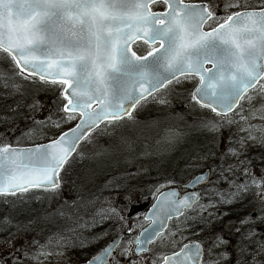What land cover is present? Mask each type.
<instances>
[{"label": "snow or ice", "instance_id": "1", "mask_svg": "<svg viewBox=\"0 0 264 264\" xmlns=\"http://www.w3.org/2000/svg\"><path fill=\"white\" fill-rule=\"evenodd\" d=\"M161 5L162 10H153ZM137 41L142 43L134 50ZM0 64V89L19 96L14 103L27 108L29 121L24 128L10 127L20 115L11 106L5 109L11 115L0 116V137L19 132L15 146L0 145V201L5 204L29 189H42L45 199L58 198L64 175L85 155L84 147L110 128L127 125L132 109L139 111L148 97L164 106L183 97L185 113L176 116L200 113L198 127L210 145L192 159L216 157L187 184L159 191L175 183L165 178L148 185L155 203L145 218L153 223L138 235L126 234L133 231V197L139 192L143 198L146 190L133 182L142 165L135 172L123 167L88 199L77 192L76 199L63 200L50 216L68 223L44 244L33 239L32 251L27 242L15 247L6 241L0 264L46 259L50 246L59 249L67 241L66 233L82 246L114 234L86 264H264V203L249 201L253 210L229 222L235 244L212 226L226 214L206 211L216 204L243 203L252 189L264 191V169L249 179L254 158L245 155L255 143L264 147V123H251L257 116L264 121V0L255 5L247 0H0ZM35 77L40 89L53 91L47 102L29 87ZM41 137L47 142L19 146ZM114 150L111 144L100 149ZM120 151L128 153L126 165L136 159L131 144ZM240 165H245L242 181L236 172ZM183 187L192 191L181 196ZM105 190L110 195L103 196ZM85 214L89 219L81 225ZM3 223H9L7 217ZM103 224L108 227L89 237L78 233ZM205 232L203 239H189L188 234Z\"/></svg>", "mask_w": 264, "mask_h": 264}, {"label": "rangeland", "instance_id": "2", "mask_svg": "<svg viewBox=\"0 0 264 264\" xmlns=\"http://www.w3.org/2000/svg\"><path fill=\"white\" fill-rule=\"evenodd\" d=\"M247 2L250 5H255L258 3V0H247ZM0 67H4V65L0 64ZM35 80V84L29 85L30 89L32 91H38V98L47 102L52 98L53 91L40 89L41 82L37 78ZM46 91L47 95L45 94ZM176 91L183 92V89L179 88L176 89ZM182 99L183 97H177L172 100L169 106H164L153 101L152 98H148L147 103H141L143 105L142 108L138 106L140 109L139 111L136 109L134 110L132 114L133 118L129 120L127 125L115 130L110 128L107 133H101L99 136L95 137L92 144L84 147L83 151L85 155L82 158H77L76 162L69 168L68 174L64 175L62 171L64 182L62 184L60 196L58 198L45 199L44 194H41L43 197L41 204L44 203L46 205L44 215H50L63 200H74L77 192H80L81 195L88 193L87 185H89L90 182H94L98 185L101 182L104 183L111 176L117 175L123 167H127L135 172L136 166L142 165L144 171L139 172L133 177V182H139L146 188L143 198L139 192L133 197L134 212L133 221H131V223H133V231L130 235H138L139 231L147 225V223L144 222V211L142 210H146L148 204H151L155 199L151 194L154 190H149L147 188L148 185L163 183L165 178H171L175 180V183L165 184L159 191H164L169 187H177L179 184L189 180L192 175L199 173L201 168L206 169L207 165L216 161L215 156L207 160L192 159V157L199 156L201 151L206 150L210 145L206 139V134L198 127V120L201 116L200 113H193L191 115L186 114L184 119H179L176 116V113H185L187 106L182 102ZM27 102L30 103L31 101L28 100ZM241 103L245 104L244 101H241ZM252 103L255 108H260V104L256 102L255 98ZM245 108L248 109L247 104H245ZM20 110V115L10 127L24 128L25 124L29 123V121L25 119L27 108L21 107ZM125 120H128V118ZM251 123L259 125L264 123V121H261L257 116V118L251 120ZM70 126L72 125L69 124L64 127L67 128ZM232 131H236L235 127ZM0 132H4L3 126H0ZM18 135L19 132L17 131L16 135L7 137V140L4 137H0V143L11 142L15 146L17 144L16 136ZM228 135V131L225 130L223 133L225 142L227 141ZM45 142L47 141L42 137L36 138L35 140L27 139L20 141L19 146L28 147L33 143ZM110 144L115 149L114 151H100L101 148L108 149ZM129 144L133 146L132 155H134L136 159H134L131 164L126 165L124 163V157L128 155V153L122 152L120 149L127 148ZM141 153L146 154L141 155ZM262 153H264V147L260 146L259 143L253 144L251 149L245 153L246 156L254 158L252 164L249 166V179L252 175L259 176L261 170L264 169V160L262 161L261 159ZM117 159L120 161L119 163L116 162ZM151 165H153L155 170H157V166H164L166 167V171L156 176L149 168ZM244 167L245 165H240L236 170L238 180L242 181L244 179L241 175ZM225 175H230V173H225ZM213 179H215V176H213ZM205 187H209V185ZM220 187L226 189L228 185L226 183H221ZM255 193L256 189H252L246 193L243 203L234 202L227 205L216 204L214 207L206 210L207 212H222L226 214L214 220L212 226L214 227V231L222 232L232 244L236 242V235L229 232V222H235L240 216L253 210V205H250L249 201L264 203V199H262L264 198V191H260L259 194ZM158 194L159 192L155 193V195ZM102 195L108 196L110 193L105 190ZM31 197L32 195H19L11 200L17 203L21 202V200L30 201L29 199H31ZM33 202H35V200H33ZM140 207L144 209L142 208V210H140ZM7 209L8 204L0 201V251L5 250L6 241L9 245L15 247H21L27 242L29 251H32L35 249V246L32 244L33 239L37 240L40 244H44L48 237L52 236L53 231H48L47 227L43 224V215L17 220L14 216L9 215ZM5 217L9 220L7 224L3 223ZM61 219H63L61 222L64 223L65 219ZM45 231H48L47 235H45ZM188 235L189 239L195 240L202 239L204 236L208 235V233H201L199 236L195 234ZM187 241L186 239L181 241V243ZM121 243H123V241ZM168 247L172 248V245L169 244ZM7 250L11 251L12 247H8ZM47 251H50L52 254L46 259L41 256L39 262L25 260L24 264H79L85 261V259H81L80 256L75 257L71 254L64 245L59 249L54 245L50 246Z\"/></svg>", "mask_w": 264, "mask_h": 264}, {"label": "trees", "instance_id": "3", "mask_svg": "<svg viewBox=\"0 0 264 264\" xmlns=\"http://www.w3.org/2000/svg\"><path fill=\"white\" fill-rule=\"evenodd\" d=\"M19 99V96H7L4 94V90L0 89V116H6L11 115V113L6 112L5 109L8 106H11L12 109H15L16 111L20 112L21 106H18L16 103H14L15 100ZM263 161V160H262ZM151 164V163H150ZM155 165V164H154ZM150 170L153 174H162L166 171V167L164 166H157V170L153 168V165H151ZM152 174V175H153ZM155 176V177H156ZM157 179V178H156ZM155 180V179H154ZM104 181V180H102ZM103 185L104 183L101 182L100 184H96L94 182H90L89 185H87V191L89 192H95L98 187ZM62 192V191H61ZM88 193H85L84 195H81L82 199H87ZM43 194V190H31L26 193L20 194V196H31V199L28 200H21V202L8 204V213L10 216H14L15 219L21 220V219H29L34 216H41L43 215V224L47 227L48 231H57L58 226H64L68 222L65 220L64 223L61 222V218H53L50 215H44V212L46 210V205L44 203L41 204L43 197L41 196ZM34 195V196H33ZM19 195H16L17 197ZM15 197H10L9 199H13ZM38 197V198H37ZM90 198V197H89ZM76 199V198H75ZM35 200V202H33ZM44 201V200H43ZM41 204V205H40ZM40 206V207H39ZM96 207H101V204L98 203ZM89 219V215H83V218L80 221V224L83 225L84 221ZM108 224L100 225L96 228H81L78 229V233H81L84 237H89L93 233L101 231L103 228H107ZM45 231V235H47V232ZM68 239L66 242H62L64 247L68 249V251L73 254L75 257L80 256L81 259H87V257L92 256L95 252H97L100 248L104 246V244L114 235H109L102 239L99 243H91L87 244L86 246H82L81 242L75 238V236L71 233H66ZM110 237V238H109Z\"/></svg>", "mask_w": 264, "mask_h": 264}, {"label": "water", "instance_id": "4", "mask_svg": "<svg viewBox=\"0 0 264 264\" xmlns=\"http://www.w3.org/2000/svg\"><path fill=\"white\" fill-rule=\"evenodd\" d=\"M138 42H141V41H137L136 43H138ZM35 78H38V77H35ZM38 79H39V78H38ZM160 90H162V89H160ZM160 90H159V91H160ZM154 94H155V93H153V95H154ZM148 98H149V97H148ZM141 102H142V101H141ZM133 110H134V109H132V112H133ZM125 118H126V117H125ZM0 145H2V144L0 143ZM29 147H30V146H29ZM61 173H62V172H61ZM196 175H197V174H196ZM194 176H195V175H194ZM192 177H193V176H192ZM190 179H191V178H190ZM185 184H187V183H185ZM203 185H204V184L200 185V187L203 186ZM174 188H176V187H174ZM181 189L186 190L185 192L192 191V188H191V187H183V188H181ZM31 190H42V189H29L28 191H31ZM165 191H166V190H165ZM17 194H20V192H17L16 195H17ZM183 194H184V193H183ZM183 194H182L181 196H183ZM154 203H155V201H154ZM142 208H143V207H140L139 209L142 210ZM150 208H151V206H150L149 209L147 210L148 212L146 213L145 217L149 214V210H150ZM143 209H144V208H143ZM145 217H144V220L147 221V222H149V225H151V224L153 223V220L150 219V218L146 219ZM169 222H171V221H169ZM130 223H131V222H130ZM149 225H148V226H149ZM148 226L145 227V228H148ZM145 228H144V229H145ZM140 232H141V231H140ZM90 259H91V258H90ZM90 259H88V260H90ZM88 260H87V261H88ZM81 264H86V262H85V263H81Z\"/></svg>", "mask_w": 264, "mask_h": 264}, {"label": "flooded vegetation", "instance_id": "5", "mask_svg": "<svg viewBox=\"0 0 264 264\" xmlns=\"http://www.w3.org/2000/svg\"><path fill=\"white\" fill-rule=\"evenodd\" d=\"M194 2H195V0H194ZM162 8H163V6L161 5V6H159L158 8H154L153 10H162ZM140 43H142V42H138V43H136V44H134L133 45V49L135 50L136 49V47H137V45L138 44H140ZM163 235V234H162ZM203 239V238H202ZM153 245H150V247H152ZM111 259V258H110Z\"/></svg>", "mask_w": 264, "mask_h": 264}]
</instances>
